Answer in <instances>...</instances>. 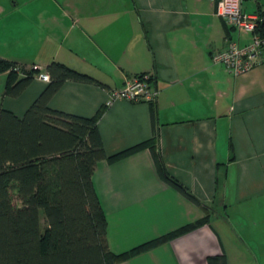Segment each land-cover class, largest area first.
Masks as SVG:
<instances>
[{
	"label": "crops",
	"instance_id": "0c3cea01",
	"mask_svg": "<svg viewBox=\"0 0 264 264\" xmlns=\"http://www.w3.org/2000/svg\"><path fill=\"white\" fill-rule=\"evenodd\" d=\"M211 0H0V59L38 74L0 107L21 117L56 62L95 83L64 82L47 106L90 118L107 92L148 75L151 104L116 100L96 122L106 156L156 133L166 173L195 204L158 175L152 151L97 162L91 182L106 220V244L119 254L205 215L204 224L117 264H264V49L260 62L233 76L211 61L230 31ZM241 11L264 13V0H240Z\"/></svg>",
	"mask_w": 264,
	"mask_h": 264
},
{
	"label": "trees",
	"instance_id": "16d2710c",
	"mask_svg": "<svg viewBox=\"0 0 264 264\" xmlns=\"http://www.w3.org/2000/svg\"><path fill=\"white\" fill-rule=\"evenodd\" d=\"M259 29L264 31V23ZM36 68L0 59V74L6 73L1 96L17 98L38 74ZM44 75L47 85L21 117L0 107V264H117L206 222L205 215L128 251L110 252L105 216L91 182L97 162L112 163L148 148L159 177L191 202L198 201L166 173L155 149L156 133L106 156L96 127L105 106L90 118L47 106L64 82L95 83L94 79L56 62L45 67ZM149 108L154 123L155 111ZM206 264L225 260L208 257Z\"/></svg>",
	"mask_w": 264,
	"mask_h": 264
},
{
	"label": "built area",
	"instance_id": "2783aa9c",
	"mask_svg": "<svg viewBox=\"0 0 264 264\" xmlns=\"http://www.w3.org/2000/svg\"><path fill=\"white\" fill-rule=\"evenodd\" d=\"M215 1L214 15L234 32L248 35L246 42L238 44L234 40H224V48L211 56V61L220 65L233 76L242 75L259 64L264 49V31L259 28L264 23V13L247 14L241 11L240 0ZM41 80L47 82V76ZM157 91L151 85L148 75L142 74L124 80L118 89L109 90L105 106L116 100L129 103H144L151 105Z\"/></svg>",
	"mask_w": 264,
	"mask_h": 264
},
{
	"label": "rangeland",
	"instance_id": "374dc122",
	"mask_svg": "<svg viewBox=\"0 0 264 264\" xmlns=\"http://www.w3.org/2000/svg\"><path fill=\"white\" fill-rule=\"evenodd\" d=\"M0 88L2 89L3 87H1V84H0ZM39 218H40V226H43V216H42V213L39 212Z\"/></svg>",
	"mask_w": 264,
	"mask_h": 264
}]
</instances>
